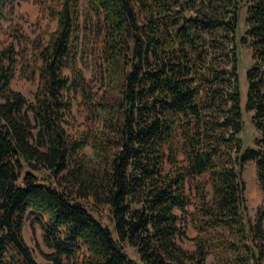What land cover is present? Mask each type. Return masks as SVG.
I'll return each instance as SVG.
<instances>
[{
	"label": "trees",
	"instance_id": "obj_1",
	"mask_svg": "<svg viewBox=\"0 0 264 264\" xmlns=\"http://www.w3.org/2000/svg\"><path fill=\"white\" fill-rule=\"evenodd\" d=\"M15 2L0 0V19ZM242 2L239 42L251 49L243 104L258 133L244 148L236 61L223 77L232 88L219 119L206 109L224 93L205 77L216 50L210 33L219 28L232 40ZM84 3L97 20L105 82L92 103L95 131L67 132L72 77L65 72L77 74L81 0L45 7L56 27L36 51L32 103L9 87L18 64L13 46L0 52V264H38L23 237L28 212L53 249L50 264H64L80 246L86 252L79 264H206L209 247L229 251L233 264H264V0ZM203 77L214 87L201 94ZM248 162L262 192L254 220L245 212L241 177ZM197 177L190 216L198 235L188 250L179 243L180 214L190 204L187 182ZM98 206L107 208L109 224L93 213Z\"/></svg>",
	"mask_w": 264,
	"mask_h": 264
},
{
	"label": "rangeland",
	"instance_id": "obj_2",
	"mask_svg": "<svg viewBox=\"0 0 264 264\" xmlns=\"http://www.w3.org/2000/svg\"><path fill=\"white\" fill-rule=\"evenodd\" d=\"M50 0H16L12 11L0 19V52L7 46L12 45L15 51V57L18 59L14 77L10 81V89L20 92L25 98L27 104L33 102L34 94L39 83L38 66L36 51L39 46L44 45L49 35L55 30L56 21L52 19L46 11V5ZM243 3V2H242ZM81 20L79 32V50L77 59V74L73 75L69 71L65 73L72 77L69 96L72 101V119L67 126V132L76 136L83 132H93L98 128L99 122L93 112V105L105 89L104 75L99 59L100 35L97 30V20L93 15L87 13L84 0H81ZM245 4H241L238 10V28L231 40V35L226 38V32L222 29L214 30L210 35L213 38V44L216 47L214 57L213 53L205 71V77L213 78L217 82L214 84L218 88L220 96L211 108L206 109L210 117H221L225 107V97L232 88V84L223 80L236 61L238 73V85L241 92L242 106V129L238 134L241 139V148L252 146L254 138L258 135L251 123V112L244 109V97L246 91V82L244 77L245 69L251 64V49L247 45L239 42V37L245 30ZM227 72V73H226ZM216 77H215V76ZM205 77L201 80L199 92L203 94L206 90L213 89L211 82H207ZM211 83V84H210ZM209 84V85H208ZM210 86V87H209ZM217 96V93H214ZM0 101H2L0 96ZM206 102V101H205ZM87 155L92 154L91 146L85 148ZM183 158L182 154L177 157ZM169 168L165 164L164 170ZM242 180L245 183L244 197L246 200L248 216L254 220L257 209L262 205V192L256 178L255 165L248 162L242 172ZM198 177L187 182L186 188L189 195L190 204L187 206L186 213L181 216V226L185 237L179 239V243L188 250L194 249V239L198 231L193 225L191 213L195 212V205L198 199L195 191V183ZM205 183L206 199H211V188L207 182V176L201 178ZM95 216L105 224H109L108 211L105 206H98L94 210ZM179 213V211H177ZM264 226V222H263ZM225 238L231 240L228 232H225ZM23 237L27 245L31 248L33 256L38 264H50L49 254L53 251L43 238V230L40 225L33 220V215L28 212L23 227ZM224 238V240H225ZM223 240V241H224ZM85 248L80 246L74 257H63L64 264H79L81 257L85 253ZM128 255L139 261L135 249L127 246ZM231 253L216 252L210 247L206 264H233L231 262Z\"/></svg>",
	"mask_w": 264,
	"mask_h": 264
}]
</instances>
